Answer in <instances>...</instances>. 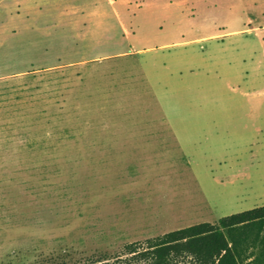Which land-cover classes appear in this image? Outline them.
<instances>
[{
    "label": "rangeland",
    "instance_id": "374dc122",
    "mask_svg": "<svg viewBox=\"0 0 264 264\" xmlns=\"http://www.w3.org/2000/svg\"><path fill=\"white\" fill-rule=\"evenodd\" d=\"M263 9L0 0V264L264 206Z\"/></svg>",
    "mask_w": 264,
    "mask_h": 264
},
{
    "label": "trees",
    "instance_id": "16d2710c",
    "mask_svg": "<svg viewBox=\"0 0 264 264\" xmlns=\"http://www.w3.org/2000/svg\"><path fill=\"white\" fill-rule=\"evenodd\" d=\"M75 255L63 248L39 264H264V206L225 216L216 224L200 223L128 244L113 257L99 251L79 259Z\"/></svg>",
    "mask_w": 264,
    "mask_h": 264
},
{
    "label": "crops",
    "instance_id": "0c3cea01",
    "mask_svg": "<svg viewBox=\"0 0 264 264\" xmlns=\"http://www.w3.org/2000/svg\"><path fill=\"white\" fill-rule=\"evenodd\" d=\"M263 11H264V9H263Z\"/></svg>",
    "mask_w": 264,
    "mask_h": 264
}]
</instances>
